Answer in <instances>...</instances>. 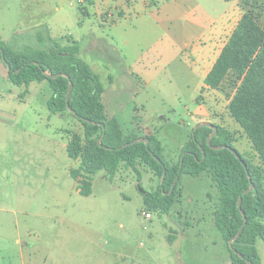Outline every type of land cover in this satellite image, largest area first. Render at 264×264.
Returning a JSON list of instances; mask_svg holds the SVG:
<instances>
[{
	"label": "rangeland",
	"instance_id": "obj_1",
	"mask_svg": "<svg viewBox=\"0 0 264 264\" xmlns=\"http://www.w3.org/2000/svg\"><path fill=\"white\" fill-rule=\"evenodd\" d=\"M145 2L150 3L148 10L152 14L146 13L138 19L132 17L112 30L98 25L99 15L81 16L79 5L71 0H65L59 12L42 9L35 19L46 25L51 36L63 37L64 42L67 38L77 40L80 49L98 41L80 53L98 75L102 87L107 88L104 96L107 109L115 107V100L126 102L125 110L131 108V117L135 111L140 123L143 120L153 125L151 129L157 130L164 146L165 159H172L179 142L190 138L198 123L207 121L225 129L232 147L260 170L264 185V162L227 108L240 79L229 72L216 89H201L202 70H198L190 50L166 37V23L160 19L162 13L153 18L156 17L153 11L158 12L156 8L162 1ZM188 2L193 16L211 18L231 3L224 0ZM237 4L213 54L224 45L244 12H251L264 28V0H238ZM3 27L5 35H10L11 27ZM90 30L96 37L94 40ZM10 43L16 49L26 44L38 46L35 34L26 33L19 34ZM192 43V40L187 42L190 46ZM182 47L183 53L179 50ZM90 50L95 52L84 56ZM90 59L100 69L94 68ZM139 63L147 64L150 72L143 71ZM24 91V85H13L0 73V106L19 119L16 122L19 127L14 130H20L22 125H34L41 159H48L54 156L48 144L54 140L60 142L70 133H81L82 124L69 111L62 116L49 113L47 100L51 89L46 80L31 82L27 92ZM119 121L124 135L134 131L130 121L122 116ZM179 155L180 152L174 163ZM135 166L140 180L132 167L121 164L112 179L103 170L94 174L88 196L74 190L58 193L55 207L50 208L55 216L51 214L48 224L42 227L35 224L31 228L34 232L25 235L27 244L22 249L0 250V264H229V250L213 221L219 193L208 171L200 176L182 174L180 198L168 213H160L145 208L143 203L145 192L158 190L159 177L141 164ZM145 212H150L152 217L146 218ZM29 219L25 217L26 226L33 223L28 224ZM258 247L263 255L261 240Z\"/></svg>",
	"mask_w": 264,
	"mask_h": 264
},
{
	"label": "trees",
	"instance_id": "obj_2",
	"mask_svg": "<svg viewBox=\"0 0 264 264\" xmlns=\"http://www.w3.org/2000/svg\"><path fill=\"white\" fill-rule=\"evenodd\" d=\"M79 11L83 13L82 5H79ZM18 36L19 33H16L13 38ZM35 36L38 46L26 44L21 49L0 39V60L3 62V50V63L9 67L8 79L17 86L24 85V92H27L31 82L46 80L51 89V96L47 100L49 113L63 115L69 111V106L72 110L69 112L82 124L81 133L67 135L66 146L68 156L78 162L70 169V174L77 180L80 195L91 194L94 174L103 170L112 179L121 164L132 167L140 180L141 175L135 165L141 164L157 175L160 182L158 190L143 194L145 208L168 213L180 198L181 175L200 176L208 171L219 193L213 221L229 250L230 264H261L256 241H264L263 177L257 167L232 147L225 129L216 125L217 131L208 143L206 139L212 132L211 128L200 126L192 129L177 163H170L162 156L161 142L155 133L146 131L140 136L124 135L118 120L106 114L102 103L104 89L98 75L80 58L77 44L61 45L40 33ZM61 72L67 76H50ZM229 72L240 79L227 105L229 114L240 125L264 162V28L249 11L244 12L237 21L204 77L202 89H216ZM70 82L72 88L67 104L65 96ZM139 118L134 111L131 123L137 131L140 128ZM141 136L147 138L148 145L141 141L122 147ZM216 145L224 146L214 148ZM176 177L178 179L174 183ZM251 183L253 189L243 193ZM244 217L246 222L240 235L229 244L238 233Z\"/></svg>",
	"mask_w": 264,
	"mask_h": 264
},
{
	"label": "crops",
	"instance_id": "obj_3",
	"mask_svg": "<svg viewBox=\"0 0 264 264\" xmlns=\"http://www.w3.org/2000/svg\"><path fill=\"white\" fill-rule=\"evenodd\" d=\"M161 1L160 7L156 8L158 12L153 11L156 16L153 18H158L157 16L162 13L160 19L166 23V37L170 41L177 40L179 45H185L190 50L191 55L195 58L198 70H202L204 79L223 47L222 45L216 54H213L218 40L227 27V22L231 17L234 6L238 5V0L231 1L229 6L214 18L203 15L199 17L193 16L192 13L194 12L188 0ZM64 2L65 0H0V39L10 43L16 33L29 35L40 33L61 45L74 42L79 47V56L81 58L82 50L86 47L88 49L93 44L96 45L98 41L93 44L89 42L90 44L88 43L80 49L77 40L67 38L64 42L63 37H53L46 25L39 19H35V17L38 18L40 16L38 12L42 9L59 12ZM85 3V5H82L83 13L79 11L80 15H99L100 22L98 25L104 29L108 28V30H112V27L131 20L132 17L138 19L139 17H144L146 13L152 14L148 10L150 3H146L145 0H85ZM185 14L188 16H185ZM3 26L11 27L10 35H5ZM21 26H24V28ZM92 33V30H90V36L94 40L96 37ZM190 40L193 42L191 46L187 44ZM101 43L104 45L103 42ZM179 50L183 53L185 49L182 47ZM89 52L95 51L90 50L84 56H88ZM81 59L83 60V58ZM90 60L94 68L100 69L95 64L94 59ZM85 62L89 65L87 61ZM139 65L143 71L150 72L147 64L139 63ZM0 73L2 78L12 83L8 79V68L1 60ZM130 74H135V77L144 83L147 82L139 74L134 72ZM203 87L204 83L201 89ZM103 89L102 103L106 114L109 117H115L119 123L121 116L131 123V108L129 110L128 107L125 110V104L127 103L115 100V107H112V110L109 109V111L104 97L107 88ZM131 94H134V92H131ZM124 111L127 112L125 113ZM60 115L62 116V114ZM18 120L15 113L7 111L0 106V250L10 247L22 249L23 244H27L25 235L34 232V229L31 228H34L35 224L37 227L48 224V217L54 215L51 213L50 208L52 206L55 207L56 198L59 194L63 193V191L70 193L73 190L79 193L77 180L70 174V169L75 167L78 162L67 154V138H61L60 142L54 140L53 144H48L54 152V156L42 160L39 153L41 145L37 134L33 131L34 125H22L20 130H14L19 127L18 123H16ZM32 120L38 124L37 120L34 118ZM131 125L133 124L131 123ZM152 126L147 121L143 123L142 120L140 123L141 129L137 131L134 128V131L130 132V134L140 136V133L150 130L158 137L157 130L151 129ZM177 135L178 132H175V136ZM188 140L189 137L179 142L177 154L172 159H164L174 163L173 159L179 154ZM161 147L163 153L164 146L162 142ZM63 187H65L64 190ZM26 216L30 217L28 224L33 222L31 226H26ZM259 240L261 239L256 241L257 252L260 256L261 264H264V253L262 255L258 247ZM261 241L264 243L263 240ZM228 263L230 264V261Z\"/></svg>",
	"mask_w": 264,
	"mask_h": 264
},
{
	"label": "water",
	"instance_id": "obj_4",
	"mask_svg": "<svg viewBox=\"0 0 264 264\" xmlns=\"http://www.w3.org/2000/svg\"><path fill=\"white\" fill-rule=\"evenodd\" d=\"M1 58H2L3 62H5V60H4V53H3V50H1ZM35 63H36V62H35ZM5 65H6L7 68L9 69L7 63H5ZM17 71H18V70H17ZM17 71H16V72H17ZM59 75L67 76V74L64 73V72H61V73H58V74H55V75H50V76H51V77H56V76H59ZM71 88H72V83L70 82V84H69V86H68V88H67V91H66V96H65V99H66V103H67V104H68V99H69V94H70ZM67 108H68V110H69L70 112H72V110H71V108H70L69 106H68ZM200 126H207V127H209V128L212 129V132L207 136V139H206V140H207V143H208L210 137L213 136V135L215 134V132L217 131V127H216V125H214V124H212V123H210V122L204 121V122H200L199 124H197V125L195 126L194 129H197V128L200 127ZM141 141L144 142L146 145H148V140H147V138H145V137H140V138L134 139V140H132V141H130V142L124 144L122 147H124V146H128V145L133 144V143H136V142H141ZM98 144L100 145V138L98 139ZM221 146H224V145H216V146H213V147H214V148H220ZM228 148H229L230 150H232L233 152H235L231 146H228ZM201 149H202V148H201ZM235 155H236L238 158H240V155H239L238 153L235 152ZM182 157H183V154H182V156H181L180 166L182 165ZM203 157H204V154H203ZM244 166H245V164H244ZM164 174H165V173H163V176H162V177H164ZM177 179H178V177L175 178L174 183L177 181ZM251 189H253V184H252V183L250 184V186H249L248 188H246V189L243 191V193H246V192L250 191ZM171 190H172V188H171ZM240 200H241V197H239V199H238V207H239V208H240ZM245 222H246V218L244 217V221H243V223H242V225H241V227H240L238 233H237V234H236V235H235V236L229 241V244L232 243V241H233L234 238H236V237H238V236L240 235V233H241V231H242V228H243Z\"/></svg>",
	"mask_w": 264,
	"mask_h": 264
},
{
	"label": "built area",
	"instance_id": "obj_5",
	"mask_svg": "<svg viewBox=\"0 0 264 264\" xmlns=\"http://www.w3.org/2000/svg\"><path fill=\"white\" fill-rule=\"evenodd\" d=\"M71 3H76L78 5H83L85 3V0H71ZM144 215H145L146 218H151L152 217L150 212H145Z\"/></svg>",
	"mask_w": 264,
	"mask_h": 264
}]
</instances>
